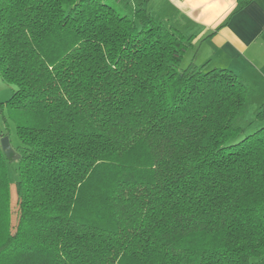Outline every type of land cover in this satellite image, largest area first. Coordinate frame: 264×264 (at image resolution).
Wrapping results in <instances>:
<instances>
[{
  "label": "trees",
  "instance_id": "obj_1",
  "mask_svg": "<svg viewBox=\"0 0 264 264\" xmlns=\"http://www.w3.org/2000/svg\"><path fill=\"white\" fill-rule=\"evenodd\" d=\"M187 46L125 0H0V264L264 260V104L243 125L254 90Z\"/></svg>",
  "mask_w": 264,
  "mask_h": 264
},
{
  "label": "crops",
  "instance_id": "obj_2",
  "mask_svg": "<svg viewBox=\"0 0 264 264\" xmlns=\"http://www.w3.org/2000/svg\"><path fill=\"white\" fill-rule=\"evenodd\" d=\"M125 1L188 39L187 64L233 72L254 90L250 106L264 104V0Z\"/></svg>",
  "mask_w": 264,
  "mask_h": 264
},
{
  "label": "rangeland",
  "instance_id": "obj_3",
  "mask_svg": "<svg viewBox=\"0 0 264 264\" xmlns=\"http://www.w3.org/2000/svg\"><path fill=\"white\" fill-rule=\"evenodd\" d=\"M187 62H188V57L185 56L182 61V67L187 66ZM1 91H2V93L0 94L1 98H4V99L6 98L5 100H8L11 96V95H8V93L12 91V87L5 84L0 79V92ZM256 112H257V109L255 106L253 105L249 106L248 111L243 117L242 124L246 125L247 122L253 120L255 118ZM253 130H254L253 128H250V129H247L246 131L251 132ZM0 132H3L4 134H8L9 143L12 148H15L16 146L19 145V140H18V136L16 132V126L14 122L8 118L7 109L5 108H3L2 111H0ZM5 171H6L7 178L10 182L11 200H12V203H14V198H15L14 183L18 180L16 161H12V162L7 161ZM2 194L3 192H1V189H0V204H1V201L3 200ZM259 264H264V260L261 261Z\"/></svg>",
  "mask_w": 264,
  "mask_h": 264
},
{
  "label": "water",
  "instance_id": "obj_4",
  "mask_svg": "<svg viewBox=\"0 0 264 264\" xmlns=\"http://www.w3.org/2000/svg\"><path fill=\"white\" fill-rule=\"evenodd\" d=\"M0 147H1L2 153L4 154V156L6 157L8 161H13L17 159V154L13 150V148L10 146L9 139L7 136L2 137L0 139Z\"/></svg>",
  "mask_w": 264,
  "mask_h": 264
}]
</instances>
